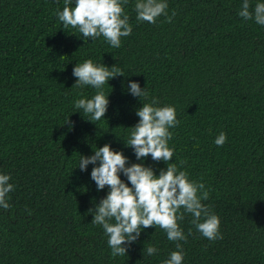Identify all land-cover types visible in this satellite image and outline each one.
I'll list each match as a JSON object with an SVG mask.
<instances>
[{"label": "trees", "instance_id": "obj_1", "mask_svg": "<svg viewBox=\"0 0 264 264\" xmlns=\"http://www.w3.org/2000/svg\"><path fill=\"white\" fill-rule=\"evenodd\" d=\"M136 2L123 5L131 35L113 48L64 28V0H0V174L14 186L0 207V264H163L173 251L182 264H264V26L238 16L243 0H166L171 22L161 15L155 24L137 21ZM249 3L251 11L264 0ZM88 59L124 73L103 86L109 105L94 123L74 107L97 91L73 86V67ZM129 82L147 96L133 97ZM153 98L175 108L171 162L209 190L202 202L223 238H204L181 209V249L157 226L113 258L88 212L108 189L97 191L93 165L82 172L79 160L110 144L139 163L125 142ZM221 132L223 147L214 143ZM143 163L157 174L166 167ZM149 246L154 255L142 252Z\"/></svg>", "mask_w": 264, "mask_h": 264}, {"label": "clouds", "instance_id": "obj_2", "mask_svg": "<svg viewBox=\"0 0 264 264\" xmlns=\"http://www.w3.org/2000/svg\"><path fill=\"white\" fill-rule=\"evenodd\" d=\"M127 2L74 0V6H71L73 0H64L63 10L56 15L64 28L76 29L84 41L103 37L111 47L119 48L121 38L132 33L123 7ZM167 8L166 0H137L136 19L155 24L164 15L170 23L172 18L167 16ZM238 16L264 26V3H257L250 11L249 0H243ZM72 76L76 78L74 87L90 86L97 90L91 98L77 99L75 109L82 110L90 117L87 121L92 123L105 119L109 99L102 90L103 86L113 78L124 76L123 71L115 65L110 68L104 64L96 65L88 59L73 67ZM127 87L128 92L139 100L147 96L145 88L142 89L138 82H129ZM157 103L153 98L151 103H144L136 110L139 120L130 127L129 138L124 141L125 147L132 149L139 163L129 164L128 157L121 151H114L110 144L97 148L93 155H81L79 160L78 168L82 172L89 164L93 165L90 176L97 191L108 189L107 195L88 212L93 213L91 223L101 226L108 237L113 258L128 254L125 245L135 243L142 230L157 226L166 233L169 241L177 242V249H181L179 241L187 240L178 224L184 219L183 213L192 216V224L204 238L210 241L223 238L219 231V216L202 202L209 199V190H205L203 183L190 181L187 173L171 162L174 149L168 146V141L172 139L169 129L179 124L176 110L172 106H154ZM67 124L72 126L70 119ZM226 141V134L221 132L214 143L223 147ZM149 156L153 162H163L166 167L160 168L157 174L156 170L143 163ZM121 174L126 181L121 179ZM10 179L9 175L0 174V207L5 210L9 208L7 194L14 190V186L8 183ZM181 209L183 213L178 215ZM145 251L151 256L157 249L149 246L142 250ZM183 259L182 251H173L163 264H182Z\"/></svg>", "mask_w": 264, "mask_h": 264}]
</instances>
